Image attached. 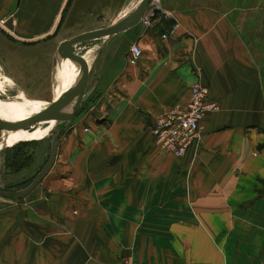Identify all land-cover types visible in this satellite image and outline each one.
Masks as SVG:
<instances>
[{"label": "crops", "instance_id": "obj_1", "mask_svg": "<svg viewBox=\"0 0 264 264\" xmlns=\"http://www.w3.org/2000/svg\"><path fill=\"white\" fill-rule=\"evenodd\" d=\"M138 2L0 0L1 74L42 98L58 44L112 25ZM152 7L148 24L140 18L79 51L93 76L75 123L63 122L68 171H50L47 191L0 200V264H264L262 72L224 0H157L145 11ZM132 43L141 54L130 64ZM194 82L217 107L176 157L150 128L184 106ZM98 114L104 121H88Z\"/></svg>", "mask_w": 264, "mask_h": 264}, {"label": "rangeland", "instance_id": "obj_2", "mask_svg": "<svg viewBox=\"0 0 264 264\" xmlns=\"http://www.w3.org/2000/svg\"><path fill=\"white\" fill-rule=\"evenodd\" d=\"M156 1L157 0H152L150 3H155ZM150 3H148V5ZM135 6L136 4L135 5L132 4L129 7L128 11L124 13H119V12L115 13V16H118L117 18L118 21L127 17V15L134 9ZM224 6L226 11L229 12V15L231 17V22L233 23L235 30L239 34L241 41L247 47V51L251 54L253 60H255L256 63H258L259 69L262 72L261 81L264 86V0H224ZM81 28L82 27H80L79 29ZM79 29H76V31ZM93 39L78 43L75 46H73L72 53L73 55L79 58L76 64L74 61H70L69 59L65 60L66 69L68 73L71 75L73 80L78 77L80 72L81 75L84 74V77H82L83 87L86 86L88 78H92L93 73L92 70L91 71L89 70V61H86L85 58L81 56L79 51H81V49H85V51L86 49H89L90 48L89 44L93 41ZM51 73L54 74V65L53 66L51 65ZM53 74L50 77V86L48 91L40 92L41 93L40 95L43 97L30 98V97H26L21 90L16 88L11 83V81L7 77L3 76L0 72V100H16V101L26 100L28 102H31L33 105L40 104L42 106H49L52 103L54 104V102L57 100L56 97L57 84ZM63 91L65 93L66 91L65 88H63ZM5 110L13 113H26L30 111L28 109H23V108H9ZM76 113L77 111L73 114L71 119L69 118L70 120L67 123L73 120V117L76 115ZM95 118L97 119V122L95 123H101L102 121H104L103 117H101V115L99 114L90 115L88 117V121L90 122L92 121L91 119H95ZM62 124L63 122L58 124L59 125L58 126L59 134L57 139L58 151L55 153L54 161L49 171L31 191H37V189L40 191H47L48 186H50V183L48 182L49 179H46V176L49 177V175H51L49 174L51 173L50 171H55L57 174L61 176L66 174L68 171V168L66 166L68 164V161L64 154L65 145H63L64 143L62 141H60L59 143L60 137L63 134L67 135V131L65 130L66 129L65 124L63 125ZM45 127L46 125L45 126L39 125V121L28 122L18 126L10 125V126H6L5 128H0V136H5L14 133H31V132H37L38 130H39L38 132L41 133L42 131H44ZM30 141L32 143L24 146L22 145L20 147V151H13L12 150L13 146H9V147L0 146V189L14 190L25 186L43 164L48 153L49 141H50L49 135H47L43 139H39V140L36 139ZM20 155L29 156L30 158L29 157H27L26 159L23 158L24 159L23 160L22 157H20ZM11 159H15L14 164H11L9 167H6L5 163L10 161ZM56 179H58V177ZM25 197L26 195L17 199L0 197V200H3L5 202H15Z\"/></svg>", "mask_w": 264, "mask_h": 264}, {"label": "water", "instance_id": "obj_3", "mask_svg": "<svg viewBox=\"0 0 264 264\" xmlns=\"http://www.w3.org/2000/svg\"><path fill=\"white\" fill-rule=\"evenodd\" d=\"M151 1L152 0H139L137 5L127 15V17L113 23L112 25H109L104 28H99V29L79 33L68 39L61 41L58 44L55 51L56 65H59V63L62 60H66V59L77 62L79 58L73 55L72 53V48L74 45L84 41H88L93 38L114 34L126 30L137 24L142 14L144 13L146 6ZM158 11H159L158 7H152L151 15L149 16V19L153 18ZM82 77H84V74L81 75L80 77L78 76L77 78H75L72 84L67 88L68 91L71 92V95L69 97L64 98L63 100L49 106L48 109H46L45 111L28 115L23 119L17 121L3 119L2 117H0V128H5L6 126H10V125L18 126L28 122H38V121L56 122L55 125H53V127L50 129V136H49L50 141H49L48 153L41 167L38 169V171L34 174V176L25 186L14 190L0 189V197L17 199L25 196L40 182V180L49 171L54 161V157L56 153L57 139L59 134L58 124L60 122H64L65 120H68L75 113L80 102V97L83 88Z\"/></svg>", "mask_w": 264, "mask_h": 264}, {"label": "built area", "instance_id": "obj_4", "mask_svg": "<svg viewBox=\"0 0 264 264\" xmlns=\"http://www.w3.org/2000/svg\"><path fill=\"white\" fill-rule=\"evenodd\" d=\"M151 9L141 16L144 24L149 23ZM128 63L133 64L141 54L136 43L129 48ZM188 98L183 107L173 106L156 115L153 119L150 134L153 143L165 153L181 157L187 147L199 136L198 122L207 112L216 109V102L209 98L205 85L194 82L189 86ZM120 264H129L122 260Z\"/></svg>", "mask_w": 264, "mask_h": 264}, {"label": "bare ground", "instance_id": "obj_5", "mask_svg": "<svg viewBox=\"0 0 264 264\" xmlns=\"http://www.w3.org/2000/svg\"><path fill=\"white\" fill-rule=\"evenodd\" d=\"M53 76L57 84L56 86L57 87V92H56L57 100L54 102L55 104L71 95V92L68 91L67 88L72 84L73 79L66 69L65 60H62L59 63V65H56ZM63 88H65L66 90L64 94V98H63ZM51 105H53V103ZM49 106H42L40 104L33 105L31 102H28L26 100H21V101L0 100V117H2L3 119L17 121V120L23 119L24 117L28 115L41 112V111H45L46 109H48ZM9 108H23V109H28L30 111L26 113H13V112L5 110ZM55 123H56L55 121H39V125L41 126L46 125L44 131H42L41 133L38 132L39 131L38 130L37 132H31V133H14V134H9L5 136H0V146L9 147V146H13L17 144L20 141L43 139L47 135L50 136V129L53 127V125H55Z\"/></svg>", "mask_w": 264, "mask_h": 264}, {"label": "trees", "instance_id": "obj_6", "mask_svg": "<svg viewBox=\"0 0 264 264\" xmlns=\"http://www.w3.org/2000/svg\"><path fill=\"white\" fill-rule=\"evenodd\" d=\"M32 142L29 140H26V141H20V142H18L17 144H15V145H13V147H12V150L13 151H20V147L23 145H27V144H31ZM20 157H22V159L23 158H27V157H29V156H23V155H20ZM30 158V157H29ZM24 160V159H23ZM14 162H15V159H11L10 161H8L7 163H5L6 165V167H9L11 164H14Z\"/></svg>", "mask_w": 264, "mask_h": 264}]
</instances>
